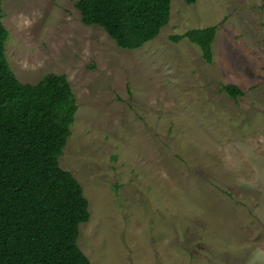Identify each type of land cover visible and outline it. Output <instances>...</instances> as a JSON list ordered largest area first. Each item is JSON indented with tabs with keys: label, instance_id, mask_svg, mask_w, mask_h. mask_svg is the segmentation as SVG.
Here are the masks:
<instances>
[{
	"label": "rangeland",
	"instance_id": "1",
	"mask_svg": "<svg viewBox=\"0 0 264 264\" xmlns=\"http://www.w3.org/2000/svg\"><path fill=\"white\" fill-rule=\"evenodd\" d=\"M75 1L1 9L17 79L64 73L76 98L58 159L88 200L78 247L91 264H264V0H171L137 49L83 24ZM211 25L209 63L169 39Z\"/></svg>",
	"mask_w": 264,
	"mask_h": 264
},
{
	"label": "trees",
	"instance_id": "2",
	"mask_svg": "<svg viewBox=\"0 0 264 264\" xmlns=\"http://www.w3.org/2000/svg\"><path fill=\"white\" fill-rule=\"evenodd\" d=\"M194 3L196 0H184ZM171 0H76L85 25H97L122 49H137L167 24ZM0 0V264H91L77 245L89 218L80 182L59 164L77 111L64 73L19 81L5 57L9 32ZM216 25L169 36L196 44L212 61ZM222 90L237 98L232 83Z\"/></svg>",
	"mask_w": 264,
	"mask_h": 264
}]
</instances>
